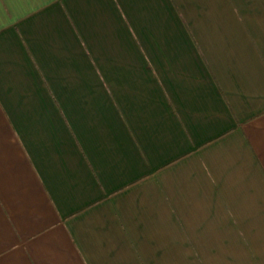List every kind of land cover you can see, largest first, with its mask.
<instances>
[{"label":"crops","instance_id":"0c3cea01","mask_svg":"<svg viewBox=\"0 0 264 264\" xmlns=\"http://www.w3.org/2000/svg\"><path fill=\"white\" fill-rule=\"evenodd\" d=\"M0 264H264V0H0Z\"/></svg>","mask_w":264,"mask_h":264}]
</instances>
